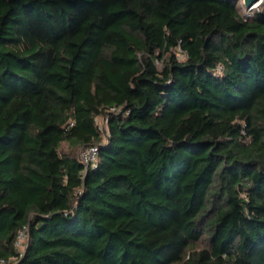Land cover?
Masks as SVG:
<instances>
[{
	"label": "trees",
	"instance_id": "16d2710c",
	"mask_svg": "<svg viewBox=\"0 0 264 264\" xmlns=\"http://www.w3.org/2000/svg\"><path fill=\"white\" fill-rule=\"evenodd\" d=\"M239 6L0 0V261L264 264V4Z\"/></svg>",
	"mask_w": 264,
	"mask_h": 264
},
{
	"label": "rangeland",
	"instance_id": "374dc122",
	"mask_svg": "<svg viewBox=\"0 0 264 264\" xmlns=\"http://www.w3.org/2000/svg\"><path fill=\"white\" fill-rule=\"evenodd\" d=\"M240 1V9H241V11H242V13L244 14V15H252V13H253V11L255 10V9H261L262 8V5L264 4V0H262V5L261 6H259V7H250V8H248V7H246L245 5H244V0H239ZM176 53H177V56L180 58V59H184V57H185V55H184V53L180 50V49H175L174 50ZM114 110V109H113ZM97 122H98V124H99V126H100V128L102 129V131L104 132V134H106L107 132H108V117H107V114H101V115H99L98 117H97ZM64 145H62V149L64 150V151H66V152H72V153H75V154H77L78 156L79 155H81V152H82V150H83V148L85 149V147L86 146H70L69 144H67L66 142L65 143H63ZM206 240H205V238L204 239H202L201 241H198L197 243H196V246H197V248L199 249V248H202L203 246H205L206 245ZM21 251H23V249H21Z\"/></svg>",
	"mask_w": 264,
	"mask_h": 264
},
{
	"label": "built area",
	"instance_id": "2783aa9c",
	"mask_svg": "<svg viewBox=\"0 0 264 264\" xmlns=\"http://www.w3.org/2000/svg\"><path fill=\"white\" fill-rule=\"evenodd\" d=\"M98 152H99V147L98 145L92 144L88 145L83 148L80 158L83 161V163L87 166L90 164H94L98 160ZM28 229L25 227L22 229L19 234L17 235L15 245L17 249L20 252H23L25 250L26 245L28 244ZM23 249V251H21ZM0 264H16L15 260H1Z\"/></svg>",
	"mask_w": 264,
	"mask_h": 264
},
{
	"label": "water",
	"instance_id": "95a60500",
	"mask_svg": "<svg viewBox=\"0 0 264 264\" xmlns=\"http://www.w3.org/2000/svg\"><path fill=\"white\" fill-rule=\"evenodd\" d=\"M260 1H262V0H244V5L246 7H248V8H250V7H254V5L257 4ZM262 3L263 2H261V5H262ZM261 5H259V6H261Z\"/></svg>",
	"mask_w": 264,
	"mask_h": 264
},
{
	"label": "bare ground",
	"instance_id": "6f19581e",
	"mask_svg": "<svg viewBox=\"0 0 264 264\" xmlns=\"http://www.w3.org/2000/svg\"><path fill=\"white\" fill-rule=\"evenodd\" d=\"M261 2L262 1L258 2L257 4H255L254 7H258L259 5H261Z\"/></svg>",
	"mask_w": 264,
	"mask_h": 264
}]
</instances>
